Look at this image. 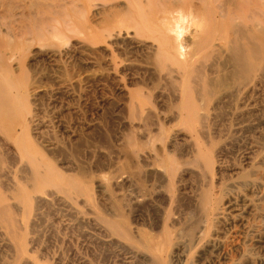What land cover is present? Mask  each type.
<instances>
[{
    "label": "rangeland",
    "instance_id": "rangeland-1",
    "mask_svg": "<svg viewBox=\"0 0 264 264\" xmlns=\"http://www.w3.org/2000/svg\"><path fill=\"white\" fill-rule=\"evenodd\" d=\"M225 12L264 31V7ZM97 22L73 0H0V140L19 155L0 161L19 223L0 222V264H264V62L244 83L208 74L225 80L196 136L170 118L181 81L132 41L85 36Z\"/></svg>",
    "mask_w": 264,
    "mask_h": 264
},
{
    "label": "bare ground",
    "instance_id": "bare-ground-1",
    "mask_svg": "<svg viewBox=\"0 0 264 264\" xmlns=\"http://www.w3.org/2000/svg\"><path fill=\"white\" fill-rule=\"evenodd\" d=\"M73 1L86 11L89 8L93 9L98 18L96 26H91V24L84 26L85 36L87 33L95 38L109 37L113 40L132 41L145 50L148 58L153 57L156 62L155 70L159 76L164 73V76L172 77V80L175 78L181 81V89L175 97L178 102L177 110L170 118L187 125L190 132L196 136H202L204 133L201 122L203 118L197 113L198 101L201 98L204 102L212 96V86L220 85L225 80L224 77H220L219 70H216L219 74L216 73L211 80L208 74H211L213 69L227 64L231 68L230 77L237 83H244L247 79L262 75L264 43L261 39L264 31L252 24L245 23L244 27H239L233 23H226V21L223 23L217 20L216 11L220 9L226 14L225 9L231 8L235 14L240 12L243 18L248 19L249 17L255 20V18L258 19L257 12L264 7L263 0ZM160 24L163 28H158ZM218 26L224 30L223 32L222 30L216 31L215 35L214 31L218 29L216 28ZM173 31L177 33V36L170 35V37L168 33ZM182 34H187V39L183 38ZM139 37H145L150 40V43L143 44L138 41ZM2 103L0 96V104ZM142 118L146 119L144 115ZM7 147L6 143L0 140V161L4 162L7 157V160L13 158L17 161L19 155L7 150ZM20 163L22 161L18 162L19 166ZM2 175L0 170V176ZM36 180L38 184H35L34 190H39L49 184L46 176ZM7 212H9L8 205L6 207L2 205L0 207L1 224L15 225L18 228L19 223L15 221L16 216L12 213L10 217L6 214ZM143 256L147 258L149 264H156L157 260L153 257L145 254Z\"/></svg>",
    "mask_w": 264,
    "mask_h": 264
}]
</instances>
